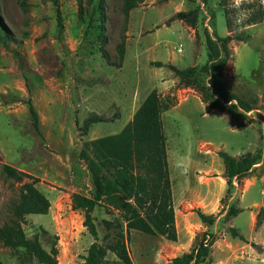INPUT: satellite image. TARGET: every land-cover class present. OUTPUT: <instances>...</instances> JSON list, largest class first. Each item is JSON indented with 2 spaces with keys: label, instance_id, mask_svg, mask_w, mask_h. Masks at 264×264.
<instances>
[{
  "label": "rangeland",
  "instance_id": "rangeland-1",
  "mask_svg": "<svg viewBox=\"0 0 264 264\" xmlns=\"http://www.w3.org/2000/svg\"><path fill=\"white\" fill-rule=\"evenodd\" d=\"M88 1L59 0L56 7L53 0H0V228L11 218V204L21 190L20 183L3 173V165H9L27 174L24 182H34L51 205L47 215L26 217L22 226L26 236L37 237L47 251L56 245L58 264H84L95 239L84 227V214L73 209L72 197H92L94 187L81 152L92 155L95 140L120 134L147 92L157 90L163 99L175 98L177 106L192 95L201 99L200 92L208 89L207 77L181 81L168 68L172 64L162 62H173L181 70L202 67L207 62V36L213 40L231 36L236 40L230 44L232 56L225 68L228 89L249 103L257 101L255 110L245 113L221 106L224 114L237 118L235 125L242 132L235 131L234 121L193 98L179 111L164 113L178 240L132 231L129 250L133 264H171L190 252L199 235L210 232L218 240L229 232L228 242L220 239L213 247L212 264H264L260 247L253 253L231 236L230 228L226 229L228 217L210 228L197 215V211H220V216L230 207H239L246 185H254L247 202L259 203L257 220L264 217V17L250 25L258 13L264 14V0H144L132 13L131 27L122 13L123 0H103L101 5L92 0L91 6ZM94 6H98L95 12ZM181 8L199 11L195 34L185 23L170 21ZM90 16L94 28L89 30ZM101 25L105 46L100 42ZM123 36L125 57L120 70L116 48ZM120 82L128 91L121 109L112 104L113 87ZM92 94L100 97L103 112L99 115L110 122L94 124L84 132V122L92 115L88 100ZM30 103L38 114L39 131L33 125ZM220 151L261 156L251 175L237 185L234 182L232 193L226 191L221 200ZM93 216L98 242L103 243V222L114 221L115 216L99 207ZM235 227L250 240L248 213L239 216L231 225ZM231 239L239 242L240 249L231 245ZM256 241L264 246V229ZM236 255L242 260L232 263ZM0 263L38 264L24 249L4 248L1 242ZM107 263L118 261L110 255Z\"/></svg>",
  "mask_w": 264,
  "mask_h": 264
},
{
  "label": "trees",
  "instance_id": "trees-1",
  "mask_svg": "<svg viewBox=\"0 0 264 264\" xmlns=\"http://www.w3.org/2000/svg\"><path fill=\"white\" fill-rule=\"evenodd\" d=\"M56 7L59 0H53ZM99 4L103 0H98ZM144 0H123L122 13L129 22L130 13L137 9ZM92 0L88 1L91 6ZM98 6L93 7V12ZM101 11V7H100ZM103 11V10H102ZM226 16L228 13H225ZM83 11H82V14ZM93 16V15H91ZM89 18L88 29H93V17ZM102 17V19H101ZM264 17L263 11L258 13L256 20L250 25L257 24ZM59 26L63 29L62 18L58 11ZM199 19V11L179 12L170 21H181L188 27L195 28ZM103 21L104 17L100 16ZM228 27L230 21H227ZM100 38L102 46L107 44L105 29ZM6 38L10 33L2 30ZM236 40L228 36L217 37L214 40L207 36V62L202 67H190L184 70L173 65L168 68L181 81L200 76L208 78V89H203L201 100L214 110L223 111L221 106L231 104L245 113L255 110L253 105L228 89L225 68L231 59L230 44ZM126 37L117 46L119 57L118 67L122 68L125 57ZM155 67L164 68L162 63ZM208 90V91H207ZM207 92V94H206ZM175 98L163 99L157 90L152 91L140 105L133 120L117 135L95 140L92 143V155L81 152V159L86 163L91 174L94 193L92 197L74 194L72 206L75 211L84 214V227L95 239L87 251L84 264H108V257H116L117 264H133L129 240L132 231L148 236H162L170 242H177L178 233L176 215L173 204L172 181L169 171L167 139L164 132L163 114L177 106ZM30 113L34 128L39 131L38 114L31 103ZM110 122L97 114L90 115L84 122L83 131L98 123ZM225 168L227 195L232 193L234 182L240 183L247 179L260 162L259 154L248 153L236 158L224 151L218 153ZM1 162V159H0ZM3 173L21 184L19 199L11 204V218L0 228V242L4 248L24 249L38 264H58L59 250L52 245L47 251L36 237L29 239L23 229L26 217L30 215H47L50 209L49 200L35 187L34 182H24L29 176L17 169L3 165ZM105 209L106 213L115 216L114 221H104L106 230L102 242H98V226L93 214L96 208ZM243 210L230 207L228 218L237 217ZM264 214V213H262ZM201 222L207 227H213L217 222L216 216H208L197 211ZM261 213L258 215V217ZM263 218H258L257 226H262ZM233 238H239V231L230 228ZM217 242L216 235L210 232L199 235L190 252L184 253L171 261V264H212V249ZM255 247V246H253ZM2 264V263H0Z\"/></svg>",
  "mask_w": 264,
  "mask_h": 264
},
{
  "label": "crops",
  "instance_id": "crops-1",
  "mask_svg": "<svg viewBox=\"0 0 264 264\" xmlns=\"http://www.w3.org/2000/svg\"><path fill=\"white\" fill-rule=\"evenodd\" d=\"M191 8V7H190ZM178 10V9H177ZM181 10V11H180ZM179 11H176L175 12V15L177 14V13H179V12H190V11H187L188 9H180ZM190 10V9H189ZM191 10H193V9H191ZM194 10H196V9H194ZM134 11V10H133ZM133 11L130 13V18H129V21H130V27H131V20H132V18H131V16H132V13H133ZM199 16H200V13H199ZM177 21V20H176ZM181 22V21H180ZM182 23V25H184V23L183 22H181ZM187 28H189L192 32H193V34H195V30H193V28H191V27H188V26H186ZM159 62H161V61H159ZM163 64H165V65H167L168 63H171L172 65H173V62H162ZM123 67H124V65H123ZM123 67L120 69V70H123ZM169 81H166L165 83H168ZM111 87H113V86H111ZM113 99L112 100H114V102L112 103V104H114V105H116V107L117 108H119V109H121V108H123V99H126L127 98V95H128V91H126V87H124V84L123 83H117L116 85H114V87H113ZM145 96L142 98V100L140 101V103H143L144 101H145V99L147 98V96L149 95V92H147V94L145 93L144 94ZM195 99V100H197V102L199 103V104H202L203 102H202V100L197 96V95H192V96H190L189 98H187L185 101H181L180 102V104L178 105V106H176L175 108H173V109H171V110H169L168 112H166V114H172V113H174V112H177V111H179V108L181 107V106H183L186 102H188L190 99ZM89 104H90V106H91V109L92 110H90V112L93 114H97V115H99V113H102L103 112V107H102V103H101V100H100V97L98 96V95H90V97H89ZM203 104H205V105H207L209 108H210V111L211 110H213V111H217V113H220L224 118H227V119H229L230 121H234L233 123H234V129H235V131H238V132H240L241 130H239L238 129V125H235V121L237 122V118H231V116H229V115H226V114H224L223 112H221V111H218V110H214V109H212L211 107H210V105L209 104H206V103H203ZM140 105L141 104H139V106L138 107H136V109H135V111H133L134 112V114L136 113V111L139 109V107H140ZM227 106H230L231 107V104H226L225 105V107H227ZM100 116V115H99ZM164 116H165V114H163V116H162V118H164ZM105 118H107V117H105ZM163 123H164V119H163ZM171 123H172V121H171ZM242 132V131H241ZM245 154H247V153H242V154H237V155H235V156H233V157H236V158H239V157H242V156H244ZM218 159H220L219 157H218ZM221 160V159H220ZM219 162V164H220V161H218ZM225 177V168H224V166H221V164H220V177H219V179L221 180V182H220V186H221V193H220V195H219V199L221 200L223 197H224V195L226 194V191H227V182H226V179L224 178ZM246 181H249V180H246ZM235 184L237 185L238 183L237 182H235ZM251 186V185H250ZM253 187H255L254 185L253 186H251V187H248L247 188V185H246V188L244 189V193H243V195H241L242 196V198H239L238 199V202H237V204L239 205V207H236V208H238V209H241V210H243V212L242 213H240L237 217H234V218H227V212H228V210H229V208L226 210V211H224V213L222 214V215H220V216H218L219 215V213H220V211H218V213H216V212H214V211H208V212H205L204 214H206V215H208V216H216L218 219H217V222H216V224L214 225V228H216L220 223H221V221L224 219V218H227V219H225L227 222H226V229H229V228H231V225L232 224H234V222L239 218V216L240 215H243V214H245V213H248L249 214V218H250V228H251V231H252V237L250 238V240H246L245 238H244V235L242 234V232H241V229H239V228H236L235 227V229H237L238 231H239V234H240V236L241 237H243V239H245L244 241H242V240H240L239 238H235V239H239V242L240 243H243L244 245H245V247H249V248H251V251L254 253V249L253 248H255V247H260V252L261 253H263L264 252V246L263 245H260L259 244V242L258 241H256V235H258L259 233H261V231L264 229V222H263V224H262V226H260V227H258L257 226V217H258V212L256 211L257 210V208H258V206H259V203H254V204H251V201L249 202H247V195H248V193H249V191L253 188ZM261 194H264V192L263 191H261ZM236 197L234 196V197H232L231 199H230V204H233V202L236 200L235 199ZM201 221V220H200ZM202 223V222H201ZM203 224V223H202ZM204 225V224H203ZM177 226V225H176ZM230 226V227H229ZM229 232H226V234L223 236L224 238H220V239H224V241H226V242H228L230 239H229ZM220 239H218L217 240V242L216 243H218V241H220ZM232 240V239H231ZM231 242H233L231 245L233 246V247H236V248H238V249H240V244H239V242H235V240L233 239ZM252 244H254L255 245V247H252ZM215 246V245H214ZM232 263H235V262H238V261H240V260H242V257L240 256V255H236L234 258H232ZM229 262V261H228Z\"/></svg>",
  "mask_w": 264,
  "mask_h": 264
}]
</instances>
